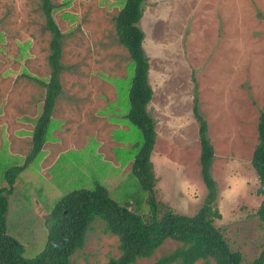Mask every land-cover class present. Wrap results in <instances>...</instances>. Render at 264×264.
<instances>
[{
  "label": "rangeland",
  "instance_id": "rangeland-1",
  "mask_svg": "<svg viewBox=\"0 0 264 264\" xmlns=\"http://www.w3.org/2000/svg\"><path fill=\"white\" fill-rule=\"evenodd\" d=\"M51 1L63 33L61 91L42 150L17 175L6 213V233L23 245L26 257L41 252L45 215L72 190L98 183L119 204L149 213L148 193L131 171L140 134L126 118L132 60L113 21L124 0ZM142 8L156 201L162 212L170 207L193 215L205 200L192 110L196 93L214 148L220 217L213 223L249 264L264 246L257 214L262 197L251 163L264 108V0H144ZM44 24L38 0H0V186L8 187V167L25 163L42 110L45 88L37 80L46 81L50 70ZM103 229L100 220L92 222L71 264H107L119 254L116 236ZM177 244L168 239L134 264H153Z\"/></svg>",
  "mask_w": 264,
  "mask_h": 264
},
{
  "label": "trees",
  "instance_id": "trees-1",
  "mask_svg": "<svg viewBox=\"0 0 264 264\" xmlns=\"http://www.w3.org/2000/svg\"><path fill=\"white\" fill-rule=\"evenodd\" d=\"M144 0H124L113 17L117 40L125 47L132 60L133 73L128 88L129 107L126 118L140 134L135 141L132 173L140 188L148 193L149 213L142 216L119 204L101 184L92 188H79L61 196L45 215L48 235L40 253L34 257L24 256V247L6 233V213L9 195L17 175L42 150L46 131L56 99L61 91L60 74L63 33L53 13L51 0H38L44 17L45 29L49 32L47 62L49 76L46 81L37 80L44 88L42 110L35 121L31 134V148L21 166L6 169L7 186H0V264H71V257L82 249L93 221L103 223L105 233L116 236V256H110L107 264H134L138 259L151 257L166 240L177 242V246L162 254L153 264H245L242 254L231 249L222 231L213 223L220 213L215 205L216 182L211 175L214 148L208 136V125L198 110V99L193 97V114L198 121L200 142V176L207 189L203 205L193 215L174 212L167 207L162 212L154 195L156 176L150 158L156 131L155 122L147 112L152 98L148 83L149 63L143 50V32L138 26L142 16ZM141 135V138H140ZM252 166L257 174L259 186L256 193L262 197L257 214L264 221V108L260 110L257 122V143L254 147ZM162 206V205H161ZM249 264H264V246L259 255Z\"/></svg>",
  "mask_w": 264,
  "mask_h": 264
},
{
  "label": "crops",
  "instance_id": "crops-1",
  "mask_svg": "<svg viewBox=\"0 0 264 264\" xmlns=\"http://www.w3.org/2000/svg\"><path fill=\"white\" fill-rule=\"evenodd\" d=\"M157 128V127H156ZM156 140V139H155ZM155 144V143H154ZM134 145V144H133ZM135 146V145H134ZM153 148H154V146H153ZM135 149H136V146H135ZM152 151H153V149H152ZM152 151H151V154H150V158H151V161H152ZM153 163V162H152Z\"/></svg>",
  "mask_w": 264,
  "mask_h": 264
}]
</instances>
